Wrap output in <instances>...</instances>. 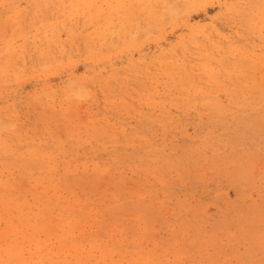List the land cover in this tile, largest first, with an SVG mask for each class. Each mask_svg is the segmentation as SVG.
<instances>
[{"label":"rangeland","instance_id":"1","mask_svg":"<svg viewBox=\"0 0 264 264\" xmlns=\"http://www.w3.org/2000/svg\"><path fill=\"white\" fill-rule=\"evenodd\" d=\"M6 262L264 264V0H0Z\"/></svg>","mask_w":264,"mask_h":264},{"label":"bare ground","instance_id":"2","mask_svg":"<svg viewBox=\"0 0 264 264\" xmlns=\"http://www.w3.org/2000/svg\"><path fill=\"white\" fill-rule=\"evenodd\" d=\"M67 186V185H66ZM58 195V194H57ZM51 198V197H50ZM45 199V198H44ZM49 200V199H48ZM31 202V201H30ZM50 204V203H49ZM3 205H5V204H3ZM85 209V208H84ZM29 211V210H28ZM25 212V211H24ZM56 213V212H55ZM68 216V215H67ZM11 217H13V216H11ZM31 217V216H30ZM72 219V218H71ZM12 220V219H11ZM25 222V221H24ZM40 222V221H39ZM51 222V221H50ZM88 224V223H87ZM91 224V223H90ZM12 226V225H11ZM38 226H39V224H38ZM35 229H36V227H34ZM55 228V227H54ZM84 228V227H83ZM83 228H81L82 230H83ZM25 229V228H24ZM38 229V228H37ZM46 230V229H45ZM39 231H41V230H39ZM38 231V232H39ZM80 231V230H79ZM37 232V231H36ZM85 233H87V232H85ZM38 234V233H37ZM40 234H41V232H40ZM29 235V234H28ZM31 235V234H30ZM33 235V234H32ZM34 235H36V234H34ZM46 235H49V234H46ZM46 235H45V238H46ZM26 236V235H25ZM38 236V235H37ZM81 236V235H80ZM33 238H35V236H32ZM47 237H49V236H47ZM22 238H24V237H22ZM2 239V238H1ZM31 239V238H30ZM41 239V238H40ZM50 240H51V238H49ZM42 240V239H41ZM46 240V239H45ZM31 241V240H30ZM34 241V240H33ZM43 242H45V241H43ZM64 242V241H63ZM10 243V242H9ZM13 243V242H12ZM27 243V242H26ZM17 244V243H16ZM45 244V243H44ZM9 245V244H8ZM10 245H11V243H10ZM15 245V244H14ZM62 245V244H61ZM5 246V245H4ZM23 246V245H22ZM40 246H41V244H40ZM44 246V245H43ZM21 247V246H20ZM37 247V246H36ZM42 247V246H41ZM57 247V246H56ZM60 247V246H59ZM59 247H58V249H59ZM77 247V246H76ZM9 248V247H8ZM11 248H13V246L12 247H10L9 249H11ZM43 248V247H42ZM73 248H75V247H73ZM17 249H18V247H17ZM23 249H24V247H23ZM43 249H45V248H43ZM15 250H16V247H15ZM19 250V249H18ZM20 250H21V248H20ZM52 250V249H51ZM68 250V249H67ZM71 250V249H70ZM78 250H80V249H78ZM47 251H49V250H47ZM20 252V251H19ZM5 253V252H4ZM3 253V254H4ZM50 253V252H49ZM75 253V252H74ZM12 254V255H11ZM15 254V253H14ZM17 254H19V253H17ZM21 254V253H20ZM10 255L13 257V251H12V253H10ZM22 255V254H21ZM4 256H5V254H4ZM6 256H7V253H6ZM5 256V257H6ZM9 256V255H8ZM16 256H18V255H15V257ZM46 256H47V254H46ZM49 256V255H48ZM4 257V258H5ZM7 258V257H6ZM6 258H5V260H6ZM8 258H10V257H8ZM18 258V257H17ZM11 259V258H10ZM23 259V258H22ZM16 260H18V259H15V262L17 263V261ZM20 260V259H19ZM18 260V261H19ZM21 261V260H20ZM22 262V261H21ZM20 262V264H22ZM118 262V261H117ZM120 262V261H119ZM6 263H9L10 264V262H6ZM12 263V262H11ZM15 263V264H16ZM26 264V263H25Z\"/></svg>","mask_w":264,"mask_h":264}]
</instances>
